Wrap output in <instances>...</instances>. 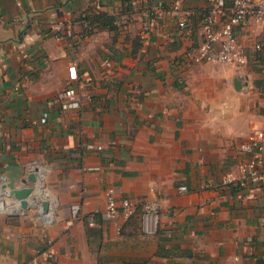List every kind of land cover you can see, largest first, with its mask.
I'll return each instance as SVG.
<instances>
[{
    "label": "crops",
    "instance_id": "1",
    "mask_svg": "<svg viewBox=\"0 0 264 264\" xmlns=\"http://www.w3.org/2000/svg\"><path fill=\"white\" fill-rule=\"evenodd\" d=\"M136 1L128 15L123 0H0V264L262 263L264 188L239 182L253 158L241 146L264 127V28L235 26L245 65L195 61L210 1ZM154 3L164 16L145 33L141 12ZM98 12L121 17L116 37L95 25L86 34L85 17ZM59 21L73 37L54 38ZM72 62L77 93L65 100ZM32 172L39 182L24 211L2 186L22 188ZM109 190L135 202L131 219L106 216ZM157 198L168 238L142 228Z\"/></svg>",
    "mask_w": 264,
    "mask_h": 264
},
{
    "label": "built area",
    "instance_id": "2",
    "mask_svg": "<svg viewBox=\"0 0 264 264\" xmlns=\"http://www.w3.org/2000/svg\"><path fill=\"white\" fill-rule=\"evenodd\" d=\"M210 7L202 24L203 40L199 45L193 58L195 61H215L227 65L242 66L247 64L248 55L246 49L239 43L236 34L235 26L245 25L249 20H255L262 28H264V0H209ZM228 1H231V13L227 19V10H230ZM132 4L137 5V1L133 0ZM180 9L179 4L173 6L174 11ZM165 9L161 4L154 3L141 12L142 29L145 33L150 30V23L155 19H160L164 16ZM86 28H90L86 22ZM180 27H185V22H179ZM54 38L64 40L73 37L72 29L64 22L59 21L53 25ZM261 44H257L255 48L261 49ZM79 79L77 63L72 62L68 67V88L65 90V100L76 96V89L73 82ZM78 100L65 102V108L77 107ZM90 149H95L93 145L88 146ZM242 150L253 154V158L244 163L241 167L242 178L240 184L244 185L248 182L264 188V171L259 168L264 155V127L251 132L246 142L241 146ZM98 150L102 147L98 146ZM235 179L231 176L223 180L224 184L232 183ZM209 186V185H206ZM189 188L186 185L179 186L180 192H187ZM161 200L154 199L145 203L142 215V228L146 232H154L160 229L159 222L161 217ZM80 211V205L75 204L72 207L73 218H77ZM137 211V206L129 198H123L120 202L117 201L113 190L107 192V209L106 216L110 219H116L118 216L124 220L131 219ZM93 225V222H90ZM164 233L168 236L171 234L168 230ZM48 258L53 256L50 250H45ZM264 264V256L262 263Z\"/></svg>",
    "mask_w": 264,
    "mask_h": 264
},
{
    "label": "trees",
    "instance_id": "3",
    "mask_svg": "<svg viewBox=\"0 0 264 264\" xmlns=\"http://www.w3.org/2000/svg\"><path fill=\"white\" fill-rule=\"evenodd\" d=\"M132 1L133 0H123V3L125 5L124 6L125 14L132 15L135 13ZM120 20H121V17L110 15L107 12H98V13H95L94 15L88 14L85 17V21L89 24L90 28H86L85 30L86 34H88L92 30L91 28L95 25L99 29H108L109 31L114 32V37H116L119 32V27H118L117 22ZM139 38H136L138 42L140 41ZM139 47H140L139 43L135 44L133 46V53L138 51ZM96 215L97 214H95V216ZM87 224L89 225V221L87 222ZM89 229H90V236L94 237V242L100 241L101 240V229L91 227V226L89 227ZM157 234L162 235V237H165V238L171 237L172 235V234H169L167 236L161 229L157 231ZM157 254L168 257V256H171L172 253H170L169 251L163 253L161 250H159ZM98 264H110V263L109 261L104 260L101 257H98Z\"/></svg>",
    "mask_w": 264,
    "mask_h": 264
},
{
    "label": "water",
    "instance_id": "4",
    "mask_svg": "<svg viewBox=\"0 0 264 264\" xmlns=\"http://www.w3.org/2000/svg\"><path fill=\"white\" fill-rule=\"evenodd\" d=\"M243 81L241 78H236L235 79V87L236 90H242L243 88ZM22 183L24 186L22 188H16L15 186V181L12 180L9 182L8 185H3L2 189H6L8 186L10 188V191L7 193L8 196L11 198L15 199L18 204H19V209L21 210H28L30 205H29V198L34 195V192L36 188L34 186L29 185L30 183H38L39 182V177L36 173L32 172L30 173L27 177L22 178ZM42 211L44 213H48L51 207V204L48 200H43L42 202Z\"/></svg>",
    "mask_w": 264,
    "mask_h": 264
}]
</instances>
